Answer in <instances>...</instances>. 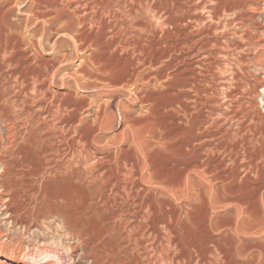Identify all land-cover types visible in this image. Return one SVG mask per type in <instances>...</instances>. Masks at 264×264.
I'll return each instance as SVG.
<instances>
[{"label":"rangeland","instance_id":"rangeland-1","mask_svg":"<svg viewBox=\"0 0 264 264\" xmlns=\"http://www.w3.org/2000/svg\"><path fill=\"white\" fill-rule=\"evenodd\" d=\"M28 3L29 0H0V12L6 17L0 19V31L9 20L19 38L28 36L35 23L31 19L26 22L28 12L23 5ZM38 25L39 29L42 25L46 27L44 33L52 38L60 37L59 33L51 32L47 24ZM175 31L187 33L188 39L195 43L191 50L180 52L188 53L192 57L189 61L196 59L195 64L190 71L174 67L175 52L171 49V90L157 84L149 87L156 96L151 113L149 104L131 103L128 98L133 92L131 88L115 92L109 86L102 87L101 82L90 80L87 81L90 85L77 87L65 73L80 77L81 73L76 72L78 64L92 50L74 54L69 36H62L66 42L59 48L54 47L52 40H44L47 33L42 36L39 30L36 39L40 38L45 44L43 49L39 48V55L35 53L36 60L32 56L30 60L35 61L33 66H36L39 61L51 58L54 65L61 66L43 97L53 110L54 97L62 101L64 107L59 117L43 119L45 114L39 116L36 103H31L29 116L28 112L22 114L19 107L14 106L13 113L21 114L17 128L0 119V264H28L33 253L43 247L63 255L64 264H91L93 254L101 264H151L152 260L154 264H264V168L261 172L255 169L256 165L264 166V134L236 128L238 120L232 118L229 111L233 108L231 103L237 104V101L224 99L218 91L219 81L228 79L234 71L247 74V81L261 77L259 85L262 86L257 94L248 95L254 97L255 107L251 109L264 112V66L257 63L259 58L264 60V0H171V45L178 38ZM106 49L96 52L97 58H101L96 64L86 62L92 75L102 74L104 82L113 81L122 71L115 64L118 55H109L112 49ZM27 50L34 53L31 48ZM64 52L70 53L72 59L58 64L61 60L58 54ZM7 55L4 59L0 53V63H3L0 64V92L6 90L7 93L1 104L9 103L18 94L21 102L29 93L38 94L37 88L35 91L25 88L26 81L11 74L16 65L6 61ZM120 100L130 109L116 110V102ZM71 107H77L78 112H69ZM97 109H101V113L105 110L109 123L98 125ZM222 111L229 114L225 116ZM123 116L139 122L134 127L136 132L126 128L129 122ZM70 123L72 129L67 126ZM16 130L20 133L15 136ZM135 138L141 139L147 158L158 174L165 175L171 182L180 180L181 184L176 193L156 196L154 217L151 215V219L145 221L139 219L142 229H133L130 222L132 213L137 210L133 186L128 199L110 186L99 188V183H90L87 178L90 173H83L81 165L70 163V154L58 153V149L66 146V141L73 140L78 142L77 150H91L89 152L97 157L113 154L118 146L126 150L125 158L134 154L140 161L141 155L138 156L134 148L137 145L131 141ZM90 139L93 140L87 144ZM259 139L263 143H257ZM98 140L100 145L96 143ZM245 146H250V157L243 156L239 163H232L230 149L233 147L242 154ZM192 147L195 153L189 155ZM198 153L207 165H216L222 160L217 164L219 168L203 176L197 174L192 166ZM249 166L252 169L246 171L245 167ZM182 167L187 171H181ZM147 173L144 174L146 179ZM186 179L190 183L187 188L183 187ZM156 186L152 188L160 192L159 184ZM197 186L203 191L202 201L194 193ZM161 203L168 204L167 210ZM126 208L133 211L128 212ZM165 220L169 221L168 225L163 223ZM152 227L160 230L162 239L155 240L159 248H154L151 236L147 238Z\"/></svg>","mask_w":264,"mask_h":264},{"label":"bare ground","instance_id":"bare-ground-1","mask_svg":"<svg viewBox=\"0 0 264 264\" xmlns=\"http://www.w3.org/2000/svg\"><path fill=\"white\" fill-rule=\"evenodd\" d=\"M23 8H25V10L28 12L27 13L28 17L26 16L27 17L26 22L29 21L30 19L35 21V23L33 24L31 28V31L29 30L30 32L28 36L26 35L25 37L19 38V35L12 29V27H14L13 22L7 20L6 24L0 31V53L2 54V58L4 57V59L6 58V54H8L7 56L9 57L6 61L10 63H14L16 65V69H13V71L12 70L10 71L11 74L18 75L17 78L20 76L21 79L26 81L27 84L24 82L26 84L25 88H28V89L31 88L32 90L34 89V91L37 88L39 93L35 94L33 92L35 95L32 93L25 95L24 100H22V102L20 101V96L18 94L15 96L13 100L9 102L10 104L4 103V102L3 104H1L2 99H3L2 97L6 96L7 93H6V90H3V92L5 91V93L2 92L3 94L0 92L2 94V95L0 94V119H3L10 124L12 123V125L15 126V128H17V124H18L17 118L19 120L18 116L21 115L20 113L23 114L24 112H28L27 115L29 116V108H30L31 103H36V112L39 114L40 117L41 115H43V113L45 114L41 117L43 119L51 118V117H54V118L59 117V115L61 114L60 113L61 107H64L62 106L63 105L62 101L57 100L56 97H54L55 103H53V106L55 107V109L53 110L50 106L46 104L47 98L44 99L43 97V93H45L49 89V86H51L50 85L51 82L55 80L56 74L58 70L60 69L59 67L61 66L54 65L51 58L45 59L43 62L39 61L38 64L36 63L37 64L36 66H33L35 64V61L30 60L31 56H32V59L36 60L35 53L39 52V48L43 49V45L45 44L42 42L40 38L38 40L36 39V34L39 32V30L41 31V33L39 34L40 35L42 34V36H44V34L47 33V32L44 33L46 27H44L43 25L39 29L38 24L40 23L47 24L46 26L48 27L49 30H51V32L59 33L60 37L56 35L55 38H52L48 33L43 37L44 40H46L47 42L52 40L51 41L52 46L54 47L57 46V48L61 47L66 42V40L61 39L62 36H69L72 39L74 54L78 51L85 52L89 49L92 50L91 52L87 53V55L84 57V60L80 61L78 64V68L76 72H80L81 73L80 75L82 77L80 75H79L80 77L74 76V73L73 75H71L70 73L69 74L65 73V75H67L66 78H69L72 81H74L77 87H85L84 85H90L89 82H87L88 80H90L93 82L95 81L101 82L102 87L109 86L115 92H120L121 90L123 91V89L125 90V88H131L133 92L131 91L128 97L131 103L133 105L137 103H142V104L147 103L150 105L148 108V111L150 112L151 110H153L152 108L154 107L156 96L155 95H154L155 97L153 96V90H149V87H154V85L157 84L159 86L162 85L164 88H169L171 90V49L175 52V56H173L174 58H172L174 67H177L179 70L190 71L193 68L192 67L193 64H195V60H196L195 58H194L195 59L194 61H189V59L192 57H190L188 53H184V54L180 53L181 51H184L187 49L191 50L193 46L195 45V43L191 39H188L187 33L183 32L180 34L179 32L175 31L174 34L178 36V38H175L171 45V0H29V3L23 5ZM4 16L5 14L0 12V19L6 18ZM1 21L2 20H0V24H1ZM120 22H124V23L121 24ZM122 32L124 33L122 34ZM104 47L105 49L106 48L112 49L111 51H108V49H106L109 52V55L110 53L118 55L117 61L115 60L116 63L115 62L114 63L117 65L119 70H122L121 75L117 77L116 79H114L113 81L104 82L105 79L101 77L102 74L100 75V73L97 76H95L96 74L92 75L93 71L89 70L86 65V62L96 64L98 61H100L101 58L100 59L97 58L99 56H96V52L101 51L102 48ZM27 48H31V50L34 51V53H31V52L27 53L28 51ZM58 58L61 59V60L57 59L58 64L68 61L69 59H72L71 54L68 52L61 53V55L58 54ZM257 63L258 65L264 66L263 59L259 58L257 60ZM0 64H3V63H0ZM240 72H241L240 70L239 72L234 71L231 77H229L228 79L226 78H222V80L219 79L220 87H218V91L220 92L221 95L224 96V99L226 98L228 100L237 101V104H235L234 102L231 103V106L233 108L229 111L232 118L235 117L238 120L236 128H238L239 130H242V129L251 130L257 133L261 132L262 134H264V112L263 111L261 112L258 110L255 111L251 109V108L254 109L255 107L253 105L254 97L252 98L251 96H249L253 93H256L258 91L259 86H262V85H259L261 81V77H257L253 81H247L246 79L247 74L245 75ZM1 74L2 73L0 72V77H1ZM84 77H87V80L85 79L84 81ZM63 83H65V80L63 81ZM229 85H231L232 87L230 88ZM26 93L28 92L26 91ZM55 93L59 94L57 91ZM245 94L247 95L249 94V95L246 96ZM37 98H40V99L37 100ZM64 105L66 106L67 104H64ZM14 106L19 107V112H20L19 114H15L11 110V108ZM66 107L68 108V106ZM99 107L100 105H98V108ZM120 109L127 110L130 108H128V105L122 103L120 100L116 102V110L120 111ZM68 111L76 112L77 107H71V109L69 108ZM96 111H97L96 119H97L98 125L103 126L109 123L108 114L105 112V110L102 113H101V109L100 110L97 109ZM229 113H227L226 111H222L223 115L225 114L227 115ZM119 114L120 113L118 112V116ZM123 118L127 122H129L126 125V128L128 127L132 130L134 129L133 131H135L134 127H136V125H138L139 122L137 121L138 122L137 123L135 119L130 118V117L123 116ZM143 125H145V123ZM67 126L70 127L71 129L73 128V124L71 123L70 125L68 124ZM144 127H146V125ZM27 129L28 128H26L25 126L26 132L28 131ZM71 129H69L68 131L70 132ZM141 129L144 130L142 127ZM139 130L140 129H138L137 132ZM19 133L20 131L16 130L13 133V135L16 136ZM135 134L137 135V133ZM134 137H137V136L134 135ZM79 138L81 139V137ZM138 138H135L134 140L132 139L131 141L132 143L137 145L134 148H136L137 152L139 153V154L137 153V155L138 156L141 155V157H139L141 158L140 160L141 162L139 161L137 157L134 156V154H132V156L128 158L126 156L125 158L124 154H126L125 153L126 150L123 148H119L118 146H115L116 151L113 152V154L112 153L110 154L109 152L108 154H104L99 157H97V155H93L92 152H89L91 150L89 151L77 150L78 142L76 143V141H73L72 139H71L72 140L71 142L66 141V146L65 147L63 146L64 147L63 149L62 148L58 149V153L59 154L62 153V156L65 153L68 155L69 154L71 155V157L69 158V161L71 164L73 163L75 165L76 164L81 165L83 173L85 172L90 173V175L87 178H89V180L91 181L90 182L91 184L99 183V188L110 186V188L114 190L116 193L124 194L127 199L130 197V194L133 193L132 189L134 187L136 192L134 191L135 193L133 196L135 197V199H137V203H136L137 210H136V213H132V216L134 219L132 218V221H130L132 222L131 224H133L134 226L133 229L141 227V223H140L141 221H139V219H144V221L149 218L151 219V215L155 213L156 211L155 209V206H157L156 201H155L156 196L161 197L163 195H171L172 193H176V191L181 187V184L179 182L180 180L171 182V179L166 178L165 175L158 174L152 162L147 158L148 155L147 153H145L146 150L144 151L143 149V146L141 143L142 137L141 139H138ZM93 139L87 140V142L85 140L84 141L87 144H89V142L91 143ZM98 139L100 138L98 137ZM99 141L100 140L96 141L97 145H100L98 144ZM256 141L259 144H261L262 142V140L260 141V139ZM102 147L103 149L109 148L108 146H102ZM233 147L230 149L231 150L230 153L232 155L231 159L233 158L232 163L233 162L239 163V160L243 156L245 158H248V156L251 153L250 146H245L242 154L237 152ZM193 153H195V147H192L191 150H189L188 152L189 155L190 154L192 155ZM201 156L202 155L199 153L196 155L197 159L194 158L195 165L192 166V170L195 171L200 176H203V174H206V173L214 172L215 170L219 168L217 164H220L222 162V160H220L218 161V163H216V165L215 164L207 165V162L205 163L203 162V160L200 159ZM252 167L251 166L245 167L246 171H250ZM255 167H256L255 169H257L258 172L263 171V168H264V166H259V165H256ZM146 171L148 172L147 179H146L147 176L144 175ZM181 171L185 172L187 171V168L182 167ZM151 182H154L157 186L159 184L160 192L157 189L152 188V186H154L155 184L153 185ZM189 184L190 183L186 179L185 186L183 187L187 188V185L190 186ZM128 185L130 186L128 187ZM194 190H195L194 192L195 195L199 198V200L202 201L203 191L201 190L200 186H197L196 189ZM180 191H184V190L180 189ZM189 197H191L190 194H189ZM134 201L136 202V200ZM161 205L164 206V210H167L165 208L168 204L165 205L164 203L163 204L161 203ZM127 211L131 212L133 211V209L132 210L127 209ZM168 222L165 220L163 223L168 225L169 224ZM142 228H143V225L141 229ZM159 231L160 230H158L157 227H152L151 229L148 230V234H146L148 235L147 238L149 239V236H151L152 238L151 240L153 242H155V240H161L162 237L160 236ZM147 238H146V241H147ZM170 238L172 237L170 236ZM153 242H152V245L154 246V248L155 247L159 248V245L158 244L156 245L157 242H155L154 244ZM43 248H41L39 252H34L33 256L31 257L27 255L28 257H30V260H28V264H64L63 260H65V257H63V255L61 256L59 254L52 253L50 250H47L45 248L43 249ZM65 252H67V250H65ZM66 257L67 259H71L69 255H66ZM97 258H98L97 255L93 254L91 256V264H101L98 261L99 258L98 259ZM151 264H154L153 260Z\"/></svg>","mask_w":264,"mask_h":264}]
</instances>
